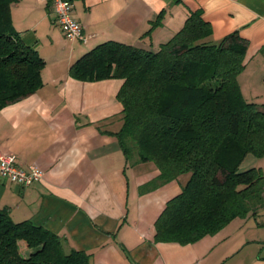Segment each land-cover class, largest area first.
Segmentation results:
<instances>
[{
	"label": "crops",
	"instance_id": "crops-1",
	"mask_svg": "<svg viewBox=\"0 0 264 264\" xmlns=\"http://www.w3.org/2000/svg\"><path fill=\"white\" fill-rule=\"evenodd\" d=\"M86 41L64 36L47 0H15L14 29L44 60L42 85L0 108V151L41 178L22 186L0 176V208L60 236L89 264H264V206L213 234L180 243L155 238V222L187 177L160 182L150 160L127 158L117 136L119 78L79 80L71 65L114 40L155 50L200 11L210 41L237 30L248 42L238 83L264 104V0H71ZM264 170V157L249 159ZM24 251H28L27 248Z\"/></svg>",
	"mask_w": 264,
	"mask_h": 264
},
{
	"label": "trees",
	"instance_id": "trees-1",
	"mask_svg": "<svg viewBox=\"0 0 264 264\" xmlns=\"http://www.w3.org/2000/svg\"><path fill=\"white\" fill-rule=\"evenodd\" d=\"M0 0V108L35 92L44 60L14 29ZM200 11L155 50L107 40L70 67L79 80L119 78L122 123L113 132L127 158L153 161L159 181L187 177L155 222V238L194 242L264 206V104L247 101L238 75L248 42L237 30L210 41ZM23 248L28 251L23 252ZM59 235L0 208V264H89Z\"/></svg>",
	"mask_w": 264,
	"mask_h": 264
},
{
	"label": "built area",
	"instance_id": "built-area-1",
	"mask_svg": "<svg viewBox=\"0 0 264 264\" xmlns=\"http://www.w3.org/2000/svg\"><path fill=\"white\" fill-rule=\"evenodd\" d=\"M55 13L56 21L60 25L63 34L69 39L78 38L83 42L87 37L84 34V26L72 15L71 0H47ZM41 170L31 164L23 167L17 162L11 153L0 151V176L8 178L22 186H27L41 178Z\"/></svg>",
	"mask_w": 264,
	"mask_h": 264
},
{
	"label": "rangeland",
	"instance_id": "rangeland-1",
	"mask_svg": "<svg viewBox=\"0 0 264 264\" xmlns=\"http://www.w3.org/2000/svg\"><path fill=\"white\" fill-rule=\"evenodd\" d=\"M26 249L25 248H23V252L25 251Z\"/></svg>",
	"mask_w": 264,
	"mask_h": 264
}]
</instances>
